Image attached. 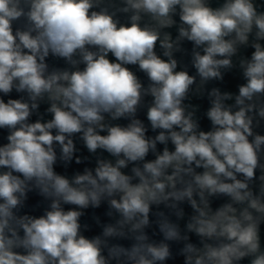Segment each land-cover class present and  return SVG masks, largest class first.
<instances>
[{"label": "clouds", "instance_id": "clouds-1", "mask_svg": "<svg viewBox=\"0 0 264 264\" xmlns=\"http://www.w3.org/2000/svg\"><path fill=\"white\" fill-rule=\"evenodd\" d=\"M0 264H264V0H0Z\"/></svg>", "mask_w": 264, "mask_h": 264}]
</instances>
